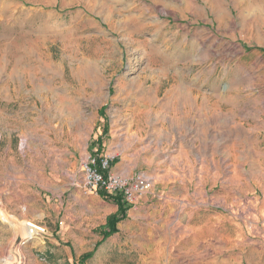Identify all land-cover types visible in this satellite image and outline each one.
Listing matches in <instances>:
<instances>
[{
	"label": "rangeland",
	"instance_id": "374dc122",
	"mask_svg": "<svg viewBox=\"0 0 264 264\" xmlns=\"http://www.w3.org/2000/svg\"><path fill=\"white\" fill-rule=\"evenodd\" d=\"M190 93L198 108L179 101ZM198 110L215 141L230 133L233 167L255 174L254 189L226 213L186 198L162 227L139 221L86 264H264V0H0V264H79L94 238L81 248L57 236L50 254L29 241L9 257V220L32 236L7 210L27 212L31 189L59 210L57 228L64 210L74 223L98 147L141 161L185 142L193 161Z\"/></svg>",
	"mask_w": 264,
	"mask_h": 264
},
{
	"label": "crops",
	"instance_id": "0c3cea01",
	"mask_svg": "<svg viewBox=\"0 0 264 264\" xmlns=\"http://www.w3.org/2000/svg\"><path fill=\"white\" fill-rule=\"evenodd\" d=\"M178 98L180 102L185 101V99L194 102L195 106L192 107L193 109L199 106V99L195 97L196 99L194 100L192 93L183 94ZM200 112L203 116L205 114L208 115L210 111L203 110ZM200 112L199 110L197 111L196 116H193L191 122L192 132L196 135V137H194L195 141L189 143V147L196 151L193 155V161L188 160L190 154L185 153L186 147H188L185 142L176 145L174 149L167 153H157L149 149V152L144 155L141 161L137 159L138 152H129L128 155L106 154L101 147L96 149L98 156H108L112 158L110 162V174L130 179L136 173H143L151 180L152 188H154L153 191L156 190L155 187L162 189L157 192V196L151 193L148 197L146 196L143 198L137 207H132L128 210L126 219L116 226L117 233L108 237L98 248H108L113 244V242H111L112 240L119 238L130 229L131 225H137L139 221H151L153 226L162 223V227V218L165 217L170 219L172 215H178L179 210L176 211V208L178 205H182L186 198L195 200L197 206L200 205L198 201L200 198L206 199L204 204H207L208 207L214 208L213 210L219 208L218 210L226 213V211L232 208L233 196L242 197L249 193L250 190L254 189V183L259 181L256 179L257 177L255 174L251 172L248 173L239 163H237L235 168L233 167L231 153L229 152L231 149L230 133L227 140L225 135H223V140L215 141L214 138L210 137L211 122L201 120V118H199ZM183 126L185 125L178 127L182 129ZM178 127L172 128L179 130ZM204 127L207 128L203 130ZM174 133L177 134L178 132L175 131ZM226 150H228V152H226ZM219 151H223V159L217 161L215 157L216 154L219 156V153H217ZM235 169L237 171H235ZM83 182L82 180V183ZM30 190L29 195L26 194L28 191L25 190H19V193L26 194V197L29 199H36L35 203H32L35 204V207L31 204L27 212L25 209H17L18 211L9 209L7 212L10 217L18 218L21 223L27 221L37 226L42 225L47 229L48 234L46 238H37L30 242L33 247L38 248L36 249L38 252L43 251L50 254L52 249H56L57 246L60 245L59 241L56 239V237L60 235L64 239H60L61 237L57 238H59L61 242H69L71 247L79 245L82 248L85 238L92 237L96 240V243L101 241V234L105 231L107 218L115 214L118 209L115 204L104 200V198L98 194H89L82 191L79 196L78 210L74 207H70V210L73 208L74 213L75 209L77 211L75 213L77 215L74 217L75 222H71V212H65L64 210V222L58 224L59 226H63V228H57L55 224L56 220L59 219L57 217V215H60L59 210L56 211L52 209V212H49L41 209L40 205H37L39 202L38 192ZM153 195L158 199L157 201H152L151 196ZM217 203L220 206L215 207ZM215 213L216 212L213 214L215 215ZM257 213L259 212L257 211ZM192 214L194 213L192 212ZM89 216L91 219H88ZM158 217H160V220ZM153 218L158 220L153 221ZM216 218V216H213L210 221L215 224ZM97 221H99L98 224L92 225V223ZM52 225H54V227H52ZM172 225L177 230L183 228V224L178 222H175V225L174 222L169 224L166 223L165 227L169 229ZM8 226L9 227L6 229V235L8 236L6 246L9 243H13L16 237V234L13 232L14 230L12 231V226L10 224ZM224 244H226V242H224ZM86 253L87 252L84 253V251L80 252L78 263L79 258ZM88 261L83 264H86Z\"/></svg>",
	"mask_w": 264,
	"mask_h": 264
},
{
	"label": "built area",
	"instance_id": "2783aa9c",
	"mask_svg": "<svg viewBox=\"0 0 264 264\" xmlns=\"http://www.w3.org/2000/svg\"><path fill=\"white\" fill-rule=\"evenodd\" d=\"M112 158L89 156L83 162L81 168L84 175V192L106 195H119L124 202L134 207L138 201L149 194L152 189L151 180L143 173H136L132 178L125 179L109 173ZM22 224L26 232L34 239L43 238L48 232L42 226H37L25 221ZM29 241L23 236L21 246Z\"/></svg>",
	"mask_w": 264,
	"mask_h": 264
},
{
	"label": "trees",
	"instance_id": "16d2710c",
	"mask_svg": "<svg viewBox=\"0 0 264 264\" xmlns=\"http://www.w3.org/2000/svg\"><path fill=\"white\" fill-rule=\"evenodd\" d=\"M104 110V109H102ZM106 129H103V134L106 133ZM101 139L98 140L99 146L101 145ZM98 195L104 198V200L111 202L117 206V212L107 218L105 231L102 232V240L97 242L93 251L86 253L79 258V263L83 264L92 258L96 249L110 236L117 233V224L126 219L127 212L132 207L122 200L119 195H106L104 192H98Z\"/></svg>",
	"mask_w": 264,
	"mask_h": 264
},
{
	"label": "water",
	"instance_id": "95a60500",
	"mask_svg": "<svg viewBox=\"0 0 264 264\" xmlns=\"http://www.w3.org/2000/svg\"><path fill=\"white\" fill-rule=\"evenodd\" d=\"M9 223H10V225H14V223L11 220H9ZM23 227H24V232H26V228H25L24 225L22 226V228ZM15 234H16V237H15V239H14V241H13V243H12V245H11L9 251H8V256L13 258V259H15V260L16 259L20 260L19 255L17 254V252L19 251V247L21 246V243L23 241V236L24 235L22 234V230L18 229V228L15 229Z\"/></svg>",
	"mask_w": 264,
	"mask_h": 264
},
{
	"label": "bare ground",
	"instance_id": "6f19581e",
	"mask_svg": "<svg viewBox=\"0 0 264 264\" xmlns=\"http://www.w3.org/2000/svg\"><path fill=\"white\" fill-rule=\"evenodd\" d=\"M26 234H28V232H25ZM31 236V235H30ZM27 237H29V236H25V238H27ZM33 239V237L31 238V239H28V240H32Z\"/></svg>",
	"mask_w": 264,
	"mask_h": 264
}]
</instances>
